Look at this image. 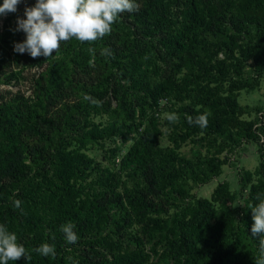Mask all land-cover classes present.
Returning <instances> with one entry per match:
<instances>
[{
    "label": "trees",
    "instance_id": "obj_1",
    "mask_svg": "<svg viewBox=\"0 0 264 264\" xmlns=\"http://www.w3.org/2000/svg\"><path fill=\"white\" fill-rule=\"evenodd\" d=\"M137 2L139 11L121 14L110 35L92 44L71 39L48 59L15 52L26 36L7 22L0 28V84L42 68L30 77V94L0 93V224L31 255L9 264L259 257L250 208L264 196V109L250 118L238 97L264 77V0ZM105 47L112 56L100 55ZM205 110V128L188 123ZM171 112L175 123L165 118ZM250 143L258 164L240 170L237 189L219 180L208 197L196 195L194 187L219 177ZM187 144L190 155L181 151ZM69 221L74 244L60 230ZM45 242L54 258L34 251Z\"/></svg>",
    "mask_w": 264,
    "mask_h": 264
},
{
    "label": "clouds",
    "instance_id": "obj_2",
    "mask_svg": "<svg viewBox=\"0 0 264 264\" xmlns=\"http://www.w3.org/2000/svg\"><path fill=\"white\" fill-rule=\"evenodd\" d=\"M21 0H3L0 3V16L15 13ZM140 4L137 0H36L32 6H26L24 17H17L15 31H23L26 39L14 44V51L20 54L27 52L32 58L43 56L51 58L53 53H58L62 43L76 39L81 43H95L110 35L112 27L120 19L121 14L138 12ZM94 53L95 49L89 48ZM101 56L110 57L113 52L110 48H102ZM94 67L95 65H90ZM211 112L205 110L193 118L187 116L190 125L205 128ZM165 118L169 123H175L179 117L176 113H167ZM258 203L252 206L251 235L260 237L259 257L254 264H264V196H258ZM15 208H20L21 201H13ZM75 225L67 222L61 225V232L68 244L79 240ZM42 256L55 257L54 244L42 243L34 249ZM21 257L31 260V255L18 240L15 232L9 231L0 224V264H9Z\"/></svg>",
    "mask_w": 264,
    "mask_h": 264
},
{
    "label": "rangeland",
    "instance_id": "obj_3",
    "mask_svg": "<svg viewBox=\"0 0 264 264\" xmlns=\"http://www.w3.org/2000/svg\"><path fill=\"white\" fill-rule=\"evenodd\" d=\"M25 1L27 2V0H21V3L18 5V10L21 9L23 6H25ZM18 16L23 18L24 10H22L19 13V15H15L14 13H8L6 16H0V28L4 27L5 22L10 23L14 27H17ZM19 32L22 38L26 36V34L23 31H19ZM41 69L42 68L37 69L34 67L24 68V70L22 71L23 77L20 78L18 83L15 82L16 80H13L12 82L15 83L5 84V85L0 84V93H2V91L5 92L7 89H9L13 92H17V90H21V91H25L26 95L30 94L31 86H32V82H30V77L37 71H40ZM238 101L242 106H248L250 108V113H247L250 118L255 115L256 111L253 108H255L256 106L257 107L262 106V109H264V77L260 79L259 84L251 92H246L242 90L238 97ZM240 117L247 118L246 114H242ZM108 118L109 117L107 115H103L100 117V119H103L104 121H107ZM98 119L99 118H96V120ZM162 143L167 144V140L164 137L162 138ZM181 151L182 153L190 155L191 153L190 145L187 144L182 148ZM92 155L95 157L96 160L101 161L103 165L108 164V161L103 159L102 153L99 150H95L94 152H92ZM231 159L230 161L232 162L223 167L222 174L219 177L213 178L210 182L206 184L198 185L194 187L193 191L196 193L197 196L208 197L219 180L228 182L232 190L237 189L238 187L237 181L240 170L242 168L252 170L258 164V153H257L256 145L250 143L247 146H242V148L234 152ZM154 262H155L154 260H150L148 264H154ZM160 264H166V263L162 262Z\"/></svg>",
    "mask_w": 264,
    "mask_h": 264
}]
</instances>
